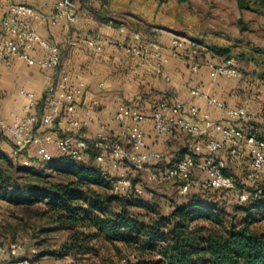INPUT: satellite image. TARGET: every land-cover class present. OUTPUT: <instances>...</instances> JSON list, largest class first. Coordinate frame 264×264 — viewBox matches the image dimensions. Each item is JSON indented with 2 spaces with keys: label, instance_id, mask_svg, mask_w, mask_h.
I'll return each instance as SVG.
<instances>
[{
  "label": "crops",
  "instance_id": "1",
  "mask_svg": "<svg viewBox=\"0 0 264 264\" xmlns=\"http://www.w3.org/2000/svg\"><path fill=\"white\" fill-rule=\"evenodd\" d=\"M55 1L0 0V17L6 14L9 3H25L41 12L49 13ZM69 1L72 18L64 16L55 24L36 23L35 29L44 40L59 47L61 67L69 78L84 84V92L78 98V112L80 118L86 121L79 130L86 139H94L98 133H103L105 141L121 142L127 146V142L118 134L119 123L115 119L119 105L126 103L138 108L142 114L141 124L146 132V145L164 153L158 164L165 166L191 153L193 138L180 131L157 133L150 118L155 104L159 100H179L184 103L186 114L189 106L195 105L200 113L207 112L212 118L227 124L229 118L220 109L208 104L205 96L223 101L227 107L247 102L251 117L248 120L236 121L235 124L246 133L264 136V80L258 76L257 68L248 63L243 66L237 62L242 77L212 79L209 75L210 67L222 62V59L214 56L209 50H203L185 41L178 48L180 55H173V50H177L172 45L175 32L163 29H153L154 32L135 29L122 23L121 19L120 24H113L107 19V14L97 1ZM87 39L101 44L102 49H90L85 42ZM152 44H157L159 49ZM156 51L160 56L167 58V63L163 66L164 75L155 71L158 61ZM29 53L34 57L39 56L38 51ZM192 62L198 64L196 71L191 70ZM58 76L56 70H42L35 65H28L20 56L0 63V116L9 122L14 116H24L29 112L40 115L47 91L56 85ZM22 88L35 93V106L27 107L28 98L20 93ZM193 88H199L202 95H192ZM88 105H92L93 110L86 113L85 107ZM52 129L59 136L68 132L67 124L61 117ZM209 134L219 137L212 128L209 129ZM47 149L55 159V147L49 144ZM11 150V144L0 134V151L10 156ZM203 152L204 148L199 154H195L196 167L193 171L197 174L201 173L199 164ZM22 156L29 161V165H37L36 146H29ZM217 158L223 165H231L227 171L235 172L238 176L243 174L250 183L255 181L248 177L250 155L242 144L224 143L217 153ZM99 166L112 176H118L124 171L133 172L129 163L113 167L109 162H104ZM146 169L153 170L154 166H148ZM144 170L139 172L143 171L144 174ZM133 182L135 187L139 186L136 177ZM8 256L7 253H0V264H7L2 261L8 259Z\"/></svg>",
  "mask_w": 264,
  "mask_h": 264
},
{
  "label": "built area",
  "instance_id": "2",
  "mask_svg": "<svg viewBox=\"0 0 264 264\" xmlns=\"http://www.w3.org/2000/svg\"><path fill=\"white\" fill-rule=\"evenodd\" d=\"M97 2L101 0H95ZM73 17L69 0H56L51 12L45 13L25 3H9L7 12L0 17V63L8 62L14 56H20L28 65H35L42 70L58 72V79L54 87L47 91L46 101L40 115L27 113L24 116H14L11 121L0 116V134L4 140L11 144V159L14 163L30 166L29 161L23 159V151L29 146H36V158L38 162H50L52 154L47 146L53 145L59 158H65L74 162H86L89 157L88 147L93 145L96 149L94 161L97 165L109 162L111 166L118 167L129 163L133 172H121L118 176H112L102 170L103 178L109 183L114 194L134 192L142 194L141 188L135 187L132 177L135 172L146 169L148 166H156L163 158L164 153L153 150L146 145V132L141 124L143 116L138 108L126 103L119 105L115 119L119 123V136L127 142V146L121 142H107L103 133H98L94 139H86L80 133L85 124L78 112V98L84 92V84L79 80L69 78L61 67L59 47L44 40L36 31V23H57L62 17ZM138 37V35H136ZM188 41L207 50L204 44L186 40L185 37L173 35V55H180L178 48L183 42ZM87 46L99 51L102 45L93 39H87ZM159 49L157 44H152ZM135 50V48H132ZM30 51H38L39 56L30 55ZM155 65V71L164 75L163 66L167 58L159 55ZM191 70L196 71L198 64L192 62ZM209 75L212 79L218 77H242V72L234 58H227L222 62L211 65ZM20 93L28 98L27 107L35 106L36 95L34 92L22 88ZM192 95L201 96L199 88L191 90ZM208 104L220 109L229 119L227 124L220 119H214L209 113H200L195 105H190L185 113V105L179 100H159L151 113L153 129L159 134H169L180 131L193 138L191 153L182 158L167 163L163 168H154L149 171V179L155 182L173 180L177 182L179 193L186 194L192 185V172L196 167L195 154H199L204 148L203 158L199 164L202 177L201 185L205 189L224 190L235 193L239 202L253 200L256 194H250L238 189L234 179L224 170L223 163L218 160L217 153L226 142L242 144L250 155L248 177L255 179L264 171V136L246 133L235 122L248 120L251 113L247 102L235 107H227L223 101L211 96H205ZM249 102H253L249 100ZM93 110L92 105L85 107L86 113ZM189 115V116H188ZM63 118L67 124L68 132L59 136L53 125L59 118ZM37 126V128H36ZM212 128L219 134L214 137L209 134ZM21 247L11 243L7 246L0 243V253H7L15 257ZM17 264H28L27 260H21Z\"/></svg>",
  "mask_w": 264,
  "mask_h": 264
},
{
  "label": "trees",
  "instance_id": "3",
  "mask_svg": "<svg viewBox=\"0 0 264 264\" xmlns=\"http://www.w3.org/2000/svg\"><path fill=\"white\" fill-rule=\"evenodd\" d=\"M198 41L222 60L257 62L254 51L234 55L229 47ZM258 76L264 80V71ZM88 153L86 162L56 157L36 169L0 151V199L67 230L61 247L67 253H91L90 241L102 240L132 249L135 260L129 264H264V179L256 177L257 184L244 189L256 194L253 200L239 202L235 194L231 211L221 200L229 192L202 188L189 189L181 204L161 214L134 192L112 193L91 144ZM203 191L215 197L203 198ZM146 255L156 259L145 262Z\"/></svg>",
  "mask_w": 264,
  "mask_h": 264
},
{
  "label": "rangeland",
  "instance_id": "4",
  "mask_svg": "<svg viewBox=\"0 0 264 264\" xmlns=\"http://www.w3.org/2000/svg\"><path fill=\"white\" fill-rule=\"evenodd\" d=\"M98 3L100 6L105 4L103 10L107 18L121 19L135 29L148 32H154L153 29L170 30L189 41L200 43V40L209 45L229 47L234 55L252 54L251 51H254L257 62L240 63L254 66L258 74L264 71V0H101ZM35 164L30 166L42 169L49 162ZM230 166L224 165V170L234 178L238 189H245L264 179L263 171L259 173L257 182L250 183L243 174L238 176L235 172L227 171ZM156 167L163 168L164 165L159 163ZM149 171L144 170V174L143 171L135 172L132 177V181L137 178L138 188L142 190L139 200L149 202L159 213L167 214L173 206L181 204L188 194L179 193L177 182L173 180L158 183L149 179ZM200 176L201 173L192 172L191 192L203 188ZM203 192V198L215 197L211 192ZM234 195H221L228 211L232 209ZM53 227V224L29 216L21 208L0 199V243L5 246L15 243L21 247L17 256L9 255L2 262L17 264L27 260L28 264H129L135 260L129 247L115 243L116 248L102 240L90 241L94 248L91 253H67L61 247L68 231ZM144 258L145 262L156 259L147 255Z\"/></svg>",
  "mask_w": 264,
  "mask_h": 264
}]
</instances>
